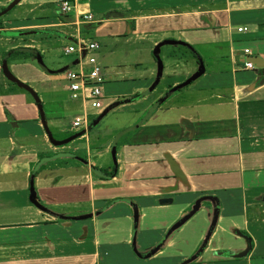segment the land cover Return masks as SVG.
Returning a JSON list of instances; mask_svg holds the SVG:
<instances>
[{"label": "crops", "instance_id": "crops-1", "mask_svg": "<svg viewBox=\"0 0 264 264\" xmlns=\"http://www.w3.org/2000/svg\"><path fill=\"white\" fill-rule=\"evenodd\" d=\"M10 1L0 0V10ZM84 12L93 19L77 22ZM96 21L115 37H148L158 56L152 49L155 64L123 76L127 88L104 94L101 110L53 75L77 68L78 55L44 63L52 72L38 66L46 54L54 62L62 37H81ZM166 43L185 49L164 58ZM198 56L204 70L179 85L198 71ZM4 68L37 92L44 120ZM261 69L264 0H77L68 14L55 0H18L0 13V264H264ZM62 88L78 104L74 116L89 109L84 125L65 127L59 111L45 109L40 89ZM126 107L133 116L114 131L98 125ZM199 197L200 211L167 233ZM244 235L251 241L241 254Z\"/></svg>", "mask_w": 264, "mask_h": 264}, {"label": "rangeland", "instance_id": "rangeland-1", "mask_svg": "<svg viewBox=\"0 0 264 264\" xmlns=\"http://www.w3.org/2000/svg\"><path fill=\"white\" fill-rule=\"evenodd\" d=\"M103 14L104 12L96 10L95 17L103 16ZM100 25L101 24L96 21L91 27H83L81 37L85 39H94L100 43L98 48L90 50L88 53L94 54L97 57L98 63L101 67L103 82L106 86L105 91L103 92L106 94V96L111 98L114 94L118 95L127 88L123 85V82L125 81L124 79H121L123 76H137L141 74V70H143V68L146 67L149 62L155 64L154 56L152 54L153 45L152 41L146 36L141 37L135 35L134 33H130V38L127 39L125 38L126 35L115 37L109 34V25L104 27H100ZM68 29L73 33L76 32V29L73 25L68 27ZM128 36L129 34H127V37ZM77 37L79 36L76 35L72 39L62 37L61 40L57 41V46L52 47L50 52L51 56L54 58V62L50 60V55L46 54L43 58L44 63L47 66H51L53 63L59 65L60 62L77 55L74 52L66 53L63 49L64 45L68 43L76 44ZM197 48L196 50L198 51L199 46ZM179 49L184 51L185 48L181 44L175 45L172 43H166L161 47V55L166 58L165 54L167 51H177ZM38 66L42 68L40 61L38 62ZM116 70H120V73H114ZM53 75L57 77L59 84L67 83V79L63 71L54 73ZM40 92L43 98L46 100L45 109L47 111H59V115H57L59 123L65 127H70L72 117L76 113V107H78L77 102L71 98L70 91L68 89L62 88L56 92H53L51 89H40ZM174 93V95H178L179 92L176 90ZM49 96H52L54 99L49 100ZM63 99L64 106L61 107V100ZM173 111L174 110H170L169 113L172 114ZM132 116L133 113L129 112L128 107L123 108L122 111L119 109H112L106 115H104L100 121L101 123L98 125L104 124L102 126V130L109 128V125H113L111 126V130L114 131L115 128L119 127L118 124L130 120ZM128 128L124 129L123 131H130ZM90 133L92 135V131H90ZM137 138L139 139V137ZM200 209L201 207L198 209V211H200ZM188 223L189 221H186L182 224L183 226H181L186 227ZM133 250L135 251L136 248H133ZM229 250H232V248H229Z\"/></svg>", "mask_w": 264, "mask_h": 264}, {"label": "built area", "instance_id": "built-area-1", "mask_svg": "<svg viewBox=\"0 0 264 264\" xmlns=\"http://www.w3.org/2000/svg\"><path fill=\"white\" fill-rule=\"evenodd\" d=\"M59 11L62 14H68L76 7L77 0H55ZM93 19L91 12L78 13L76 15L77 22H87ZM242 27H239L241 29ZM99 47V43L94 39H85L78 37L76 44H69L64 47L66 53L74 52L80 59L77 68H67L65 70L66 78L69 80L68 88L71 90L73 97H81L88 102L89 109L101 110L103 108L102 99L104 93L101 89L103 77L101 75V67L97 57L89 54L90 50ZM245 53H249V49H244ZM87 65V66H86ZM245 67H252L253 63L250 59L244 60ZM89 109H85L83 113L77 114L72 120V126H82L87 121ZM93 112V111H92Z\"/></svg>", "mask_w": 264, "mask_h": 264}, {"label": "water", "instance_id": "water-1", "mask_svg": "<svg viewBox=\"0 0 264 264\" xmlns=\"http://www.w3.org/2000/svg\"><path fill=\"white\" fill-rule=\"evenodd\" d=\"M18 0H11L8 5H6L3 9L0 10V13H3L5 12L6 10L10 9ZM111 13V12H109ZM108 13V14H109ZM164 40H171V41H175V42H182V43H185L187 44L191 49H193L195 51V48L188 44L187 42L183 41V40H178V39H164ZM196 52V51H195ZM153 53L157 56V51H156V47L153 49ZM158 57V56H157ZM39 60H40V63H41V66L43 67V69H45L46 71H51V69H48L47 66L44 64V62L42 61V58L39 56ZM198 60H199V69L198 71H196L195 73H193L191 76H189L187 79H185L184 81H182L179 85H183L185 83H188L189 81H191L193 78H195L197 75L200 74V72H202L204 70V63H203V60L200 56H198ZM65 68H61L59 70H64ZM4 71V74L11 80L13 81H16L17 83H19L20 85L24 86L26 89H28L35 97L36 101H37V106H38V110H39V113H40V116H41V119L44 120V115H43V108H42V104L40 102V98L37 94V92L28 84L26 83L25 81H22L21 79H19L18 77H16L15 75H13L10 71H8L6 68L3 69ZM260 74H264V69H261L260 70ZM175 88V87H174ZM46 126V124H45ZM69 138V137H68ZM68 138H64V139H60V140H57L55 141L56 143L60 144V143H63V142H66L68 140ZM174 170L176 173L180 174V170L178 168H175L174 167ZM33 194H34V186L33 184L31 183L30 184V195H31V199L33 200ZM202 197H199L197 198L193 205H192V208L190 209V211L188 213H186L183 217H181L178 221H176L174 224H172L168 230H167V233H169L172 229H174L175 227H177L178 225H180L185 219H187L190 215H192L193 212H195L198 207H199V204H200V200H201ZM217 214H218V207H216L215 209V212H214V215H213V218H212V221H211V224H210V227L204 237V240H203V244L204 245L208 239V236L210 235V231L212 229V226L217 218ZM247 239V242H248V245H247V248L245 249L244 252H242L241 254L245 253L248 248L250 247V237L247 236V235H244ZM202 247H200L201 249ZM199 252V251H197Z\"/></svg>", "mask_w": 264, "mask_h": 264}, {"label": "trees", "instance_id": "trees-1", "mask_svg": "<svg viewBox=\"0 0 264 264\" xmlns=\"http://www.w3.org/2000/svg\"><path fill=\"white\" fill-rule=\"evenodd\" d=\"M100 170L103 171V172H107L109 174V176L112 175V172L111 171H108L107 168H101Z\"/></svg>", "mask_w": 264, "mask_h": 264}]
</instances>
